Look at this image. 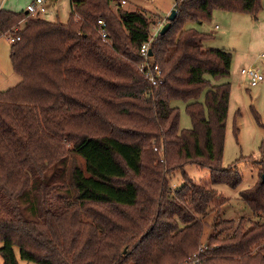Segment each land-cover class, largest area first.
Returning <instances> with one entry per match:
<instances>
[{
	"label": "trees",
	"instance_id": "obj_1",
	"mask_svg": "<svg viewBox=\"0 0 264 264\" xmlns=\"http://www.w3.org/2000/svg\"><path fill=\"white\" fill-rule=\"evenodd\" d=\"M120 1L70 0L66 23L0 8V36L19 37L9 60L20 77L0 91L2 264H19L14 248L25 264H183L197 252L202 218L219 197L214 185L241 181L221 163L230 84L211 81L229 76L231 53L205 48L211 35L186 25L208 21L213 10L256 19L261 0H174L168 30L150 43L158 85L138 70L152 21ZM175 101L184 103L190 128L179 127ZM71 152L84 169H70L68 182ZM187 164L208 169L209 181L193 180ZM175 171L182 184L172 189ZM260 174L239 193L258 216ZM234 224L215 219L214 228ZM244 225L204 250L212 257L203 263L264 264V222Z\"/></svg>",
	"mask_w": 264,
	"mask_h": 264
},
{
	"label": "rangeland",
	"instance_id": "obj_2",
	"mask_svg": "<svg viewBox=\"0 0 264 264\" xmlns=\"http://www.w3.org/2000/svg\"><path fill=\"white\" fill-rule=\"evenodd\" d=\"M28 1L31 0H8L7 6L21 10L20 8H24ZM44 1L50 8L51 14L47 12L41 15V18L51 22H67L71 12L70 0ZM124 1L125 3L121 4L122 9L142 11L152 21L150 32H154L160 24L163 26L174 6V0ZM111 8L116 10L114 3L111 4ZM252 19L254 18L247 14L213 10L208 21L186 25L187 28L211 35L203 44L205 48H217L231 53L229 76L211 81L213 84L225 82L230 84L221 163L224 168L234 166L239 172L241 181L235 188L226 184L214 185L219 197L214 199L211 211L202 218L204 229L197 252L186 258L183 264H204L203 262L208 260V257H212L204 254V250L216 248L219 245V239L233 233L240 220L243 221L246 228H251L253 222H264V215L252 214L239 197L242 190L255 184L259 178V171H261V176L264 174L262 172L264 171V153H259V146L264 139V81L251 87L247 78L240 73L242 67L256 66L264 75V58L260 56L264 52V44H255L250 38L248 28ZM215 25L218 27L216 28ZM20 26L23 24L21 23ZM10 34L8 31L5 35L0 36V91H5L20 82V77L13 72L9 60L11 43L8 38ZM202 99L201 96L200 100L202 101ZM172 104L179 108V127L190 128L191 122L185 112L184 103L175 101ZM75 166L84 169V160L76 153L71 152L66 166L68 182L70 169ZM183 170L197 182L209 181L210 172L206 168L187 164ZM169 181L172 189L179 187L182 184L180 171L173 172L169 176ZM215 219L232 220L235 224L230 230L224 231L220 226L214 228ZM14 250L19 264H25L18 257L17 248ZM199 253L200 258H198ZM0 264H2L1 257Z\"/></svg>",
	"mask_w": 264,
	"mask_h": 264
},
{
	"label": "built area",
	"instance_id": "obj_3",
	"mask_svg": "<svg viewBox=\"0 0 264 264\" xmlns=\"http://www.w3.org/2000/svg\"><path fill=\"white\" fill-rule=\"evenodd\" d=\"M125 1L121 0L120 4H124ZM26 11L32 15H43L46 14L47 10L44 5V0H33L26 6ZM104 21L102 19H99L97 21V31L100 34L101 38L103 40H107V32L104 27ZM162 24L159 25L157 29L151 34V36L143 42L138 50L139 56L141 57V61L138 64V70L144 75V77L152 84V85H158L161 84L163 81L161 70L156 66L150 63L149 61V50H150V43L156 32L160 29ZM217 27V26H216ZM10 43H13L17 40H19L18 36H9L8 38ZM262 58H264V52L260 55ZM240 73L244 75L247 78V81L251 87H254L258 85L260 82L264 81V75L261 73V71L256 66H247L242 67L240 69Z\"/></svg>",
	"mask_w": 264,
	"mask_h": 264
},
{
	"label": "crops",
	"instance_id": "obj_4",
	"mask_svg": "<svg viewBox=\"0 0 264 264\" xmlns=\"http://www.w3.org/2000/svg\"><path fill=\"white\" fill-rule=\"evenodd\" d=\"M7 1L8 0H0V8L18 12V11L26 10L27 4L33 0L28 1L24 8H20L21 10L13 9L10 7L8 8ZM45 3L46 2L44 1V5L46 7L47 12L51 14L50 8L47 7ZM216 26L218 27V25H215V27ZM248 29H249V34H250V38L252 39V42H254L255 44H264V0H261V9L258 13V16L256 19H252V23L249 25Z\"/></svg>",
	"mask_w": 264,
	"mask_h": 264
},
{
	"label": "water",
	"instance_id": "obj_5",
	"mask_svg": "<svg viewBox=\"0 0 264 264\" xmlns=\"http://www.w3.org/2000/svg\"><path fill=\"white\" fill-rule=\"evenodd\" d=\"M176 15V12L174 9L171 10L170 14L167 16L169 22H166L161 28H160V34H164L168 28H169V25H170V21L174 19ZM149 55L151 56L152 55V52L151 50H149ZM262 182H264V174H262Z\"/></svg>",
	"mask_w": 264,
	"mask_h": 264
}]
</instances>
